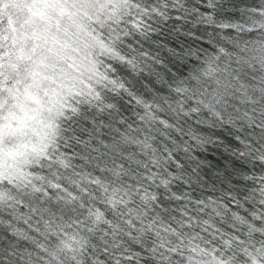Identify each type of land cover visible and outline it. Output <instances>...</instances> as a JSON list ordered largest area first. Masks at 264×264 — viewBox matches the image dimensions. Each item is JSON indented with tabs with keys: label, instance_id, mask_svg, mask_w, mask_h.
I'll list each match as a JSON object with an SVG mask.
<instances>
[{
	"label": "snow or ice",
	"instance_id": "obj_1",
	"mask_svg": "<svg viewBox=\"0 0 264 264\" xmlns=\"http://www.w3.org/2000/svg\"><path fill=\"white\" fill-rule=\"evenodd\" d=\"M0 264H264V0H0Z\"/></svg>",
	"mask_w": 264,
	"mask_h": 264
}]
</instances>
